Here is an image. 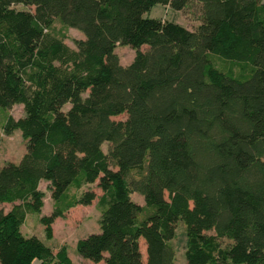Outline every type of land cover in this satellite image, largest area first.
<instances>
[{
  "label": "trees",
  "instance_id": "trees-1",
  "mask_svg": "<svg viewBox=\"0 0 264 264\" xmlns=\"http://www.w3.org/2000/svg\"><path fill=\"white\" fill-rule=\"evenodd\" d=\"M157 4L198 23L149 17ZM55 22L82 33L74 49ZM116 45L134 50L127 65ZM14 104L23 115L2 128L25 150L0 166V204H12L0 207V264H73L64 245L19 231L40 212L43 180L48 239L56 217L94 198L69 188L97 181L104 193L99 231L75 241L90 262L174 264L180 220L185 264H264L262 0H0V107Z\"/></svg>",
  "mask_w": 264,
  "mask_h": 264
},
{
  "label": "rangeland",
  "instance_id": "rangeland-1",
  "mask_svg": "<svg viewBox=\"0 0 264 264\" xmlns=\"http://www.w3.org/2000/svg\"><path fill=\"white\" fill-rule=\"evenodd\" d=\"M10 7L16 10H26L33 12V6L25 5L21 3L12 4ZM149 17L167 19L176 22L186 28H194L198 23V20L194 19L189 13L183 11H174L167 6L154 5L147 13ZM52 35L61 37V40L69 48L74 49V42L78 39H82L81 32L74 28L64 27L55 22L52 25L50 31ZM145 46H141L140 50H144ZM114 52L118 57L119 64L122 66L131 62L134 56V50L128 45H116ZM26 74L29 73V69L25 68ZM67 104L63 106V109L67 108ZM23 115L22 107L20 104H14L9 108L0 107V166L11 162L16 163L25 150V142L22 139L19 130L13 129L9 133H6L2 128L7 117L17 119ZM125 116L123 114L112 117L113 120H123ZM106 143H103L101 149L106 151ZM138 169H132L126 177V180L138 176ZM48 181L43 180L38 183V189L42 192L43 205L39 213L26 214L24 221L19 226V231L24 236L34 235L44 245L49 247L52 251H56L61 245H64L67 256L70 258L73 264H89L93 263L81 258L75 250L76 239L83 238L87 234L97 233L99 231L98 219L100 211L102 209V200L105 198L104 193L97 187V181L93 183L80 182L76 187L69 188V194L75 196L80 195L85 191H91L94 194L93 200L87 204H75L63 211L61 216L54 219L52 225V237L46 238L43 231V226L39 222L41 215H47L52 209V200L49 194ZM130 198L134 202L139 204L143 203L142 196L136 192L130 193ZM12 204L3 203L0 204L3 211L10 209ZM183 223L178 220L176 222L174 237L170 240V244L174 249V264H185L183 251L185 247V233L183 229ZM207 233H212L208 231ZM220 244H226V240L221 239ZM140 252L142 262L145 263V245L143 241L139 240ZM89 263H87V262ZM40 260L33 259L31 264H39ZM97 264H103L101 261Z\"/></svg>",
  "mask_w": 264,
  "mask_h": 264
},
{
  "label": "crops",
  "instance_id": "crops-1",
  "mask_svg": "<svg viewBox=\"0 0 264 264\" xmlns=\"http://www.w3.org/2000/svg\"><path fill=\"white\" fill-rule=\"evenodd\" d=\"M262 2H264V0H262ZM139 204V203H138ZM52 225H53V223H52ZM53 228V227H52ZM85 262H87V261H85ZM87 263H89V262H87ZM97 263H99V262H97ZM97 263H89V264H97ZM103 263V262H102ZM104 264V263H103Z\"/></svg>",
  "mask_w": 264,
  "mask_h": 264
}]
</instances>
